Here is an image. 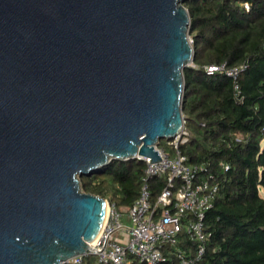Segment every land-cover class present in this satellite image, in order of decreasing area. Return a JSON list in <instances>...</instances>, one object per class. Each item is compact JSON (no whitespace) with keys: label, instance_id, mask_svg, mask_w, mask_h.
<instances>
[{"label":"water","instance_id":"obj_1","mask_svg":"<svg viewBox=\"0 0 264 264\" xmlns=\"http://www.w3.org/2000/svg\"><path fill=\"white\" fill-rule=\"evenodd\" d=\"M187 0H0V264L90 250L113 160L162 161L185 126Z\"/></svg>","mask_w":264,"mask_h":264},{"label":"trees","instance_id":"obj_2","mask_svg":"<svg viewBox=\"0 0 264 264\" xmlns=\"http://www.w3.org/2000/svg\"><path fill=\"white\" fill-rule=\"evenodd\" d=\"M184 5L191 17L195 68L184 70L182 109L190 136L179 149L187 165L204 166L219 183L205 218L209 241L202 264H264V0H187ZM223 64L248 68L238 80L207 74V66ZM147 167L140 159L113 160L81 177V187L128 209L140 196ZM166 182V176L150 180L154 196ZM94 260L88 257L85 264ZM131 264L143 263L133 258Z\"/></svg>","mask_w":264,"mask_h":264},{"label":"built area","instance_id":"obj_3","mask_svg":"<svg viewBox=\"0 0 264 264\" xmlns=\"http://www.w3.org/2000/svg\"><path fill=\"white\" fill-rule=\"evenodd\" d=\"M244 6L250 10L248 3ZM247 68V64L234 68L226 64L210 65L206 72L210 76L220 73L238 80ZM189 136L184 126L168 142L174 150L172 156L159 143L156 150L160 162L137 158L148 165L137 201L123 210L108 201L104 226L97 239L89 243L90 250L63 264H85L87 257H94L92 264H131L133 258L143 264H202L209 241L205 218L214 207L219 183L204 166L187 165L188 159L179 147ZM222 166L225 171L230 168L227 164ZM163 176L167 178L166 186L154 196L150 180Z\"/></svg>","mask_w":264,"mask_h":264},{"label":"rangeland","instance_id":"obj_4","mask_svg":"<svg viewBox=\"0 0 264 264\" xmlns=\"http://www.w3.org/2000/svg\"><path fill=\"white\" fill-rule=\"evenodd\" d=\"M169 142V140L167 139H162L160 141L161 147H164L167 153H171V147L169 145H167V143ZM262 196L264 197V192H261ZM88 258V257H87Z\"/></svg>","mask_w":264,"mask_h":264}]
</instances>
